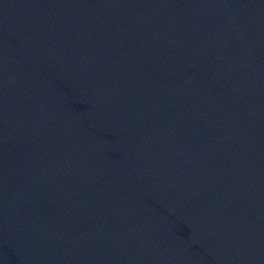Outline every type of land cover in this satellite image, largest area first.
Returning <instances> with one entry per match:
<instances>
[{
	"label": "water",
	"instance_id": "1",
	"mask_svg": "<svg viewBox=\"0 0 264 264\" xmlns=\"http://www.w3.org/2000/svg\"><path fill=\"white\" fill-rule=\"evenodd\" d=\"M0 264H264V0H0Z\"/></svg>",
	"mask_w": 264,
	"mask_h": 264
}]
</instances>
